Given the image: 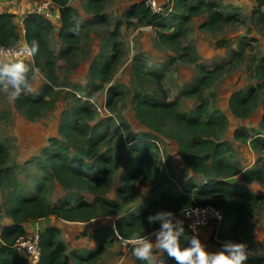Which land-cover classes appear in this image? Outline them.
<instances>
[{"label":"rangeland","instance_id":"1","mask_svg":"<svg viewBox=\"0 0 264 264\" xmlns=\"http://www.w3.org/2000/svg\"><path fill=\"white\" fill-rule=\"evenodd\" d=\"M15 1H0V9L10 8ZM204 1L214 3L227 18L206 25L204 7L197 12L188 9L197 0H174L167 12L170 25L163 27L141 13H133L132 7L143 0H68L76 36L63 40L59 36V15L51 21L47 44L52 53L53 81L49 82L44 70L36 66L30 87L20 92L25 95L27 91L31 101L21 106L6 98L13 91L10 85L7 93L2 90L3 84L0 87V144L6 148V154L0 155V227L11 222L6 210L14 206L17 198L32 194L36 185L43 186L50 204L75 205L80 201L94 204L96 215L88 219L57 217L79 228L73 239L85 233L93 239L92 228L100 225L113 228L116 218L128 220L130 214L149 200L156 184L164 191L192 194L215 173L192 171L187 163L188 153L178 146L177 138L184 140L187 136L160 109L150 111L153 119L148 122L140 119L137 107L141 105L139 111L141 107L151 109L152 103L175 100L177 111L194 117L199 92L206 101L207 111L215 109L225 117L215 137L226 144L222 159L236 171L222 178L244 183L260 196L244 211L243 234L249 253L264 254V176L241 178L242 170L260 165L264 150L251 148L249 137L232 135L234 128L243 126L247 135L258 132L264 136V74L261 72L264 6L256 10V0ZM185 14H190L189 18L178 27ZM14 22L22 37L19 22ZM200 79H204V84H200L197 92L183 93L198 81L201 83ZM248 89L246 103L238 106L230 103L232 91ZM39 96L42 99L33 101ZM137 139H147L153 144L152 152L156 156L153 179L137 177L130 182L126 194L118 195L120 176L137 165L138 155L129 148ZM55 146L89 175L96 168L97 154L114 158L106 185L91 190L63 174L56 176L49 163ZM96 196L104 198L107 204L116 202L117 214L102 211L94 203ZM208 202L215 204L211 199ZM182 218L181 210L169 221L181 222ZM147 225L141 227L142 235L138 237L124 238L114 232L113 240L95 258L84 261L88 250L79 249L78 257L73 246L65 256L69 264H136L130 245L139 246L142 242L155 245L158 240L159 229L147 231ZM213 229L214 225L201 227L197 235L199 240L204 238L208 242L207 246L211 245L209 252L220 251L223 244L234 239L224 226L214 238ZM93 241L91 249L97 248ZM190 246V239L180 242V247ZM166 251L154 249L151 261L146 264H170Z\"/></svg>","mask_w":264,"mask_h":264},{"label":"trees","instance_id":"2","mask_svg":"<svg viewBox=\"0 0 264 264\" xmlns=\"http://www.w3.org/2000/svg\"><path fill=\"white\" fill-rule=\"evenodd\" d=\"M51 1L58 10L59 36L63 40L69 41V39L76 36L71 6L68 0ZM261 6H264V0H256V10H259ZM200 7H204L207 12V18L204 21L206 25L218 24L221 20L227 18V15L219 12L215 8V4L209 1L197 0V3L188 6V9L197 12ZM132 8H135L133 13H141L149 21L154 20L155 23L163 27L170 25L167 20V13H152L144 7L143 2L140 5L136 4ZM189 15L185 14L177 26L179 27L187 21ZM13 17L14 14L11 12H0V44L10 45L19 38L17 25ZM21 25L23 31L22 38L25 44L27 46L31 45L32 41L36 40L39 44V51L34 57L31 54V60L12 59L8 64L15 61L23 62L27 67L26 75L28 84L33 78L36 66L44 70L45 77L49 82L53 81L52 53L47 44V36L52 26L51 21L39 13L30 11L23 14ZM170 35L172 36L173 34L171 33ZM104 66L107 68L109 62L106 61ZM262 67L261 72L264 74V66ZM2 75L0 73V76ZM200 81L201 83L198 81L192 88L183 91V93L197 92L200 84H204V79H200ZM45 87L49 89V84L45 83ZM24 90L26 88L22 86V91ZM26 93L25 95L20 93L19 98L15 100L17 105L21 106L25 102L31 101L28 96L30 94L27 91ZM196 95L198 101L194 106V117H188L184 113L177 111L175 100L155 102L150 104L151 109L148 106L145 109L141 107L140 111L139 107L141 105H138L137 111L141 115L140 119L150 122L153 119L150 116V111L160 109L171 120L172 124L179 127L181 132L187 136L184 140L177 139L179 148L183 152L186 151L188 153L187 163L190 169L196 172L201 171L202 173H210L212 171L215 173L213 178L208 183L196 187L190 195L164 191L159 185H154L150 191L149 200L140 205L136 213L130 214L128 220L126 218H116L113 228L108 225H100L92 228L90 236L96 241L97 248L88 250L84 258L85 261L89 260V258H95L102 251L103 246L113 240L115 237L114 228L118 230V236L124 238L138 237L142 235L139 231L144 224H148L145 227L147 231L155 228L161 231L163 223L168 221L174 230L179 231L183 228L184 234L181 236L180 242H186L188 239H185V236L189 239L191 238L189 228L183 223L169 221L170 217L189 205L211 203L208 202L210 199L215 202V204H211L217 206L222 213V218L217 228L214 227L211 233L212 237H217L219 230L224 226V229L234 238L231 241L244 243V211L260 196L250 191L244 183L229 182L222 178L228 175L230 171H236L234 167L228 165L222 159L226 144H224V141L216 140L215 137L216 130L222 127L225 117L215 109L207 111L205 99L202 98L199 92ZM249 95L250 89L246 92L234 90L230 94V103L234 106L246 103ZM41 97L39 96L38 99H34L33 101H38L42 99ZM138 103L141 104L140 101ZM145 105L148 104L146 103ZM78 111L76 110V112ZM232 135L233 137H240L242 139L249 137L248 143L251 148L264 150V136L258 132L247 135L244 127L238 126L232 130ZM152 146L153 144L147 139H137L130 144V150L138 155L137 165L132 171L122 173L120 176V185L116 189L118 195L126 194L130 188V182L137 177H144L149 180L153 179V167L156 156L152 152ZM53 149L50 153L49 163L56 176L63 174L86 185L91 190L101 189L104 183L108 182L115 164L114 158H106L102 154H97L95 156L96 168L89 175L84 173L81 166L72 164L71 160L66 157L60 147L55 146ZM5 154L6 148L0 144V155ZM217 173L222 174L218 175ZM263 176L264 160L257 168H245L241 173L243 180L251 178L258 179ZM94 203L102 211L117 214L119 206L116 202L107 204L104 198L96 196ZM107 205H110V207ZM6 213L9 215L11 222L0 227V264H27L25 257L20 255L13 246L15 238L25 233L23 221L49 215L68 220H85L96 215L94 204L86 201H80L75 205H68L64 202L50 204L45 198L43 186L41 185H36L34 192L29 196L17 198L14 206L8 208ZM149 217H153V219L150 220ZM38 242L40 246V258L37 264H68V260L63 253V242L59 238V230L56 226L47 225L38 230ZM135 247H137L135 243L130 245L131 252ZM181 249L183 250L184 247H181ZM263 257L264 254L248 252V259L244 264H261ZM166 258L170 264H176L175 259L167 251ZM135 261L136 264H146V261H141L136 258Z\"/></svg>","mask_w":264,"mask_h":264},{"label":"clouds","instance_id":"3","mask_svg":"<svg viewBox=\"0 0 264 264\" xmlns=\"http://www.w3.org/2000/svg\"><path fill=\"white\" fill-rule=\"evenodd\" d=\"M32 56L39 51V44L33 40L27 49ZM0 84H3V91L7 93L8 86L13 89L11 94L6 95L10 102H14L19 98L23 88H29L27 81V67L23 62L15 61L10 64L6 63L0 68ZM197 209H191L187 215H191ZM153 219V217H149ZM114 232L118 235V230L114 228ZM184 234L183 228L179 231L174 230L170 222L165 221L162 229L158 234V240L155 245L150 242H142L132 251V256L141 261H151L154 249L156 251L167 250L168 254L173 257L176 264H244L248 259L247 245L243 242L228 241L222 245L220 251L209 252L196 237L190 238L191 246L180 247L181 236ZM185 239H189L185 236Z\"/></svg>","mask_w":264,"mask_h":264},{"label":"built area","instance_id":"4","mask_svg":"<svg viewBox=\"0 0 264 264\" xmlns=\"http://www.w3.org/2000/svg\"><path fill=\"white\" fill-rule=\"evenodd\" d=\"M173 1L174 0H143V5L152 13L166 14L167 11L171 9ZM33 11L41 14L50 21L58 16V10L51 0H37L34 4ZM19 38L23 40L22 37L19 36ZM19 40L20 39H17L16 42L10 45L0 44L1 68L12 59L31 60V53L27 50L28 46L25 44L24 40ZM191 209H197L199 211H194L191 215H187ZM182 213L183 218L179 223L185 224L190 230L191 237L196 238L199 228L209 225H214V227H216L222 218L221 210L211 203L189 205L182 209ZM13 246L16 250H22L24 252L27 264L38 263L40 258V246L37 229H32L18 235L13 242Z\"/></svg>","mask_w":264,"mask_h":264},{"label":"crops","instance_id":"5","mask_svg":"<svg viewBox=\"0 0 264 264\" xmlns=\"http://www.w3.org/2000/svg\"><path fill=\"white\" fill-rule=\"evenodd\" d=\"M0 1H2V0H0ZM34 4H35V1H33V0H25V1L16 0L14 3L11 4L10 8H8V9L2 8V9H0V12L1 11H7V12L13 13L14 14V21H18L20 27H22L21 19H22L23 14L25 12L33 11ZM31 5H33V6H31ZM19 36H20V34H19ZM47 225H54L58 228L59 238L63 242V253L65 255L67 253L68 248H70L71 246L76 248V255H78V256H79V251H80L79 249L83 248L84 250H89V249L93 248L92 246L94 244V241H93V239L88 237V233H85L84 236H82L81 238L73 239L72 235L74 234V236H75V234L78 232L79 228H77V227L73 228L72 224H67V223L61 222L60 220L57 219V217H54L53 215L23 221V227H24L25 231L32 230V229L40 230ZM203 233H204V231H203ZM203 233L201 232L200 235ZM200 235H199V238H200ZM200 241L202 242V245L205 246V248L207 247L206 250L210 251L211 245L207 246L208 242L204 238H201ZM17 252L20 255L24 256V252L22 250H17ZM68 264H69V260H68Z\"/></svg>","mask_w":264,"mask_h":264}]
</instances>
